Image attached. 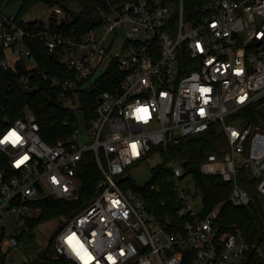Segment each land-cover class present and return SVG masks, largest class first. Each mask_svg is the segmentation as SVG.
<instances>
[{"label":"built area","instance_id":"1","mask_svg":"<svg viewBox=\"0 0 264 264\" xmlns=\"http://www.w3.org/2000/svg\"><path fill=\"white\" fill-rule=\"evenodd\" d=\"M87 3L84 30L53 0L46 22L0 16V71L24 60L20 80L49 81L72 109L76 97H94L92 117L80 107L86 128L74 118L71 135L54 145L30 110L0 129V261L40 214L37 200L80 198L87 151L103 177L54 233L56 256L75 264H243L251 253L264 260V239L247 240L237 223L222 231V203L196 209L182 184L188 161L169 157L185 138L214 129L217 152L201 171L232 183L235 206L254 199L245 184L264 198V0ZM29 41L44 43L62 64L57 73L39 68ZM106 82L111 87L100 89ZM155 151L172 170L181 229L162 224L131 183L130 168Z\"/></svg>","mask_w":264,"mask_h":264},{"label":"trees","instance_id":"2","mask_svg":"<svg viewBox=\"0 0 264 264\" xmlns=\"http://www.w3.org/2000/svg\"><path fill=\"white\" fill-rule=\"evenodd\" d=\"M38 1L23 0L20 9L15 13L21 22L23 14ZM64 8L69 15L73 16L74 23H78L84 30L91 14L82 9L79 14L75 15L67 7ZM1 14L0 10V16ZM28 45L35 54L40 69L57 73L62 67V64L49 53L43 42L29 41ZM24 63V60H19L16 66L3 72L0 71V129L11 124L16 118L24 116L30 110L35 114L40 125L41 136L49 144L54 145L60 140H66L73 130L71 121L75 118V110L65 106L59 100L56 88L41 77L36 78L37 87L26 86L20 80L21 73L24 72ZM110 87L111 83L106 82L100 89ZM89 101L91 105L88 108L85 104L82 105L88 118L94 115V97L92 95L89 96ZM217 139L218 134L214 129L197 136L187 137L178 145L171 147L169 157L177 161H188L185 176L191 175L196 186L202 192L201 214L208 212L218 203H222V209L217 219V224L222 231H226L232 223H237L247 240L264 239V198L258 195L256 189L245 184L254 199L247 205L235 206L229 199L232 183L223 180L220 175H210L201 171V164L208 155L217 152ZM78 172L81 179L80 198L69 200L49 196L37 200L35 203L41 207V212L37 217L24 222L22 233L18 236L20 242L32 235L40 223L61 216H72L91 201L103 177L93 151H87L83 155ZM171 177L172 170L166 166L165 160L164 163L153 168L152 177L148 182L140 185L135 180H131V183L146 200L149 210L156 218L162 224H166L169 230H176L181 229L185 220L176 214L178 194L170 181ZM152 184H156L157 188L152 189ZM42 259L47 264H75L66 256H56L54 234L50 237L46 247L39 251L38 257L35 258V260ZM5 263L6 257L3 256L0 264ZM243 264H264V260L251 253Z\"/></svg>","mask_w":264,"mask_h":264},{"label":"rangeland","instance_id":"3","mask_svg":"<svg viewBox=\"0 0 264 264\" xmlns=\"http://www.w3.org/2000/svg\"><path fill=\"white\" fill-rule=\"evenodd\" d=\"M82 1L92 3V0H53V3L67 7L73 14L77 15L83 9ZM22 2L23 0H0V10L4 14H15L20 9ZM50 8H52V5L46 2V0H39L23 14L22 19L26 21L42 20L46 22L52 15ZM76 100L77 103L73 106L75 121L78 127L84 130L86 128V119L84 111L80 107L84 103L86 108H88L91 103H89L90 101L87 96L82 99L76 97ZM164 161V156L159 151H155L142 162L130 168L129 174L138 184H145L151 179L153 168L164 163ZM182 184L189 190V195L193 199L196 209L201 212L203 195L201 190L196 186L193 177L187 175L184 177ZM67 217L69 216H61L40 223L33 234L24 238L18 248L12 251L5 264H47L44 259L35 260V258L38 257V252L46 247L50 237L63 225L62 220ZM7 220L9 221V218Z\"/></svg>","mask_w":264,"mask_h":264},{"label":"water","instance_id":"4","mask_svg":"<svg viewBox=\"0 0 264 264\" xmlns=\"http://www.w3.org/2000/svg\"><path fill=\"white\" fill-rule=\"evenodd\" d=\"M51 1L52 0H46V2H48V3H51ZM82 7L86 11H89L91 9V6L86 1H82Z\"/></svg>","mask_w":264,"mask_h":264},{"label":"crops","instance_id":"5","mask_svg":"<svg viewBox=\"0 0 264 264\" xmlns=\"http://www.w3.org/2000/svg\"><path fill=\"white\" fill-rule=\"evenodd\" d=\"M12 217H9V219H11ZM8 256L6 257V260H7Z\"/></svg>","mask_w":264,"mask_h":264}]
</instances>
